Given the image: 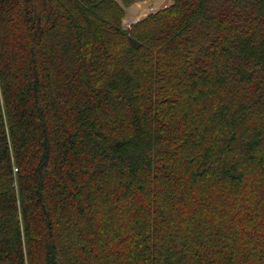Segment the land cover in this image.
Here are the masks:
<instances>
[{"label": "trees", "instance_id": "trees-1", "mask_svg": "<svg viewBox=\"0 0 264 264\" xmlns=\"http://www.w3.org/2000/svg\"><path fill=\"white\" fill-rule=\"evenodd\" d=\"M0 0V264H264V0Z\"/></svg>", "mask_w": 264, "mask_h": 264}, {"label": "rangeland", "instance_id": "rangeland-1", "mask_svg": "<svg viewBox=\"0 0 264 264\" xmlns=\"http://www.w3.org/2000/svg\"><path fill=\"white\" fill-rule=\"evenodd\" d=\"M167 1L168 0H153L150 2L143 3L141 6H140V4H138V6H139L138 8H137V6H135V3L132 4L131 6H129L127 8L128 9L127 13L130 14L127 18L128 22L131 23L132 21H134L136 19L141 20L147 14L155 11L156 8H161L164 5L166 6ZM136 3H139V2H136ZM136 8H137V10H136Z\"/></svg>", "mask_w": 264, "mask_h": 264}, {"label": "built area", "instance_id": "built-area-1", "mask_svg": "<svg viewBox=\"0 0 264 264\" xmlns=\"http://www.w3.org/2000/svg\"><path fill=\"white\" fill-rule=\"evenodd\" d=\"M138 21H139V20L136 19V20H134V21H132V22L130 23V22H128V20H126V21L124 22L123 26H124L125 29H130L131 25L137 23Z\"/></svg>", "mask_w": 264, "mask_h": 264}, {"label": "crops", "instance_id": "crops-1", "mask_svg": "<svg viewBox=\"0 0 264 264\" xmlns=\"http://www.w3.org/2000/svg\"><path fill=\"white\" fill-rule=\"evenodd\" d=\"M137 2H139V3H136V2H135V6H137V8L139 7L138 4H140V6H141L143 3H145V2H141V1H137ZM164 6H165V5H164ZM137 8H136V10H137ZM139 9H140V8H139ZM128 15H130V14L128 13Z\"/></svg>", "mask_w": 264, "mask_h": 264}]
</instances>
